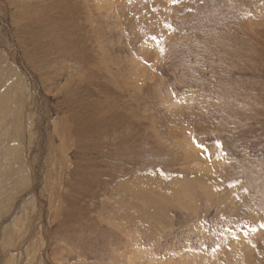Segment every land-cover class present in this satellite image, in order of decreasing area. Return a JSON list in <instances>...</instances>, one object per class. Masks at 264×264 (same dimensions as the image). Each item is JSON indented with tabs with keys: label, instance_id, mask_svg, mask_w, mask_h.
Masks as SVG:
<instances>
[{
	"label": "rangeland",
	"instance_id": "374dc122",
	"mask_svg": "<svg viewBox=\"0 0 264 264\" xmlns=\"http://www.w3.org/2000/svg\"><path fill=\"white\" fill-rule=\"evenodd\" d=\"M0 264H264V0H0Z\"/></svg>",
	"mask_w": 264,
	"mask_h": 264
},
{
	"label": "bare ground",
	"instance_id": "6f19581e",
	"mask_svg": "<svg viewBox=\"0 0 264 264\" xmlns=\"http://www.w3.org/2000/svg\"><path fill=\"white\" fill-rule=\"evenodd\" d=\"M7 98H8V97L4 96V98L1 99V103H2L4 106H5V104H6Z\"/></svg>",
	"mask_w": 264,
	"mask_h": 264
}]
</instances>
